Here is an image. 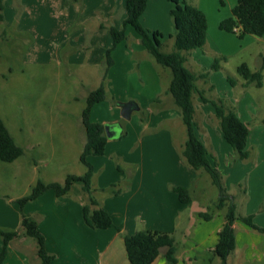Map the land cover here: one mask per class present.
<instances>
[{
  "label": "crops",
  "instance_id": "obj_1",
  "mask_svg": "<svg viewBox=\"0 0 264 264\" xmlns=\"http://www.w3.org/2000/svg\"><path fill=\"white\" fill-rule=\"evenodd\" d=\"M17 1L4 0L7 26H14L18 33L29 35L27 32L33 31L38 35L42 31V14L36 11L35 17L27 6L17 18ZM40 1L25 0L26 3ZM161 1L149 0L142 17ZM237 1L227 0V10L211 19L207 0H192L194 5L206 13L208 32L202 51L200 48L192 50L194 59L189 55L186 65L198 73L202 68L208 67L209 62L211 64V58L207 54H216L226 57L221 63V68L225 69L229 58L239 54V63L232 73L233 76L230 75L233 82L228 92H231L232 96L228 98L238 103L237 114L250 129L252 122L264 124V92H260V97H257V93L249 91L254 86L264 89V34H247L239 38L237 34L221 29V22L232 15ZM117 2L124 7L125 0H85V9L80 14L77 6L70 4L67 6V13L62 16L65 21L56 24L59 33L52 35L51 42L55 51L53 56L58 60V64L61 63L59 52L69 44L64 53L66 66L76 70L77 73L74 74L80 77L83 88H90L87 94L97 88L103 80L105 54L107 49L113 46V37L108 28L112 25L119 27L114 9ZM8 4L11 6L10 13ZM168 9L171 10V7ZM89 17L94 20L86 27L85 22L90 20ZM125 17L123 15L120 20ZM77 19L79 27L73 29L69 35L66 28L71 26L70 22L74 23ZM60 24L63 25L62 28L59 27ZM211 25H218L220 31L211 28ZM144 26L152 31H160L163 34V42L165 33L161 26L156 23H147ZM126 31L127 38L118 43L112 51L114 63L106 76L107 98L100 101V104L97 103L101 105L110 99L112 104L97 109L98 105L95 104L91 111L93 121L104 124L120 123L122 129H114L113 135L108 137L105 153L100 155L102 158H88L94 167V194L112 216L114 226L92 228L86 223L83 206L88 201V194L84 192L81 182L74 183L69 193L62 196L57 195L54 189L46 190L25 205V213L38 222L46 238L47 251L54 257L51 264H130L124 235H131L143 229L165 231L174 237L178 258L176 264H220L219 257L214 256L209 262L208 256L218 242V233L225 222V209H217L215 206L219 194L209 174L204 170H192L182 156L187 129L180 109L166 93L171 81V71L155 62L137 32L129 28ZM174 33L173 30L170 32ZM35 39L36 36L30 41L29 37L28 43L34 44ZM28 50H32V46ZM241 63H247L253 71L262 72V86H257L254 82L245 84L246 80L237 71ZM213 79L210 78V83L214 89H211L209 81L202 79L198 80V86L205 90L207 96L209 92H213L215 97H222L218 84ZM221 83L224 85L223 81ZM216 89L218 91L215 93ZM157 97L161 100L153 105ZM129 100H134L139 106L131 115V118L137 115V124L133 126L132 131L123 126L121 114L119 115L121 107L117 103ZM194 104L196 132L208 148L210 161L221 171L224 162L230 168L224 178L228 186L229 179L233 176V168L230 166L234 156L233 147L223 137L214 106L203 102L198 96H195ZM147 110L152 111L145 118V114L141 112ZM122 130L124 136H117ZM82 140L84 147V130ZM250 159L252 155L245 161ZM115 163L117 167L120 166V170L116 171ZM252 163V168L245 175L249 179V194L247 197L241 194L236 201L239 213L253 214L255 223L264 227V214L256 210V205L260 206L264 200V164L259 157ZM244 167L240 165L239 177L237 175L235 179L237 182L244 179ZM112 184H117L115 188L119 193L102 190ZM231 184L227 187L229 192L238 193L237 186L233 187L235 181ZM178 186L189 188L192 196L190 201L180 200L178 193L173 189ZM5 195L7 196L0 190V227L20 229L22 216L16 200L21 196ZM212 208L210 219L201 216L202 212L212 211ZM234 227L236 248L229 257V263L264 264V233L253 229L240 219L235 221ZM1 246L0 236V248ZM36 250V242L33 239H14L2 264H40ZM166 251L167 248L163 247L152 264H170Z\"/></svg>",
  "mask_w": 264,
  "mask_h": 264
},
{
  "label": "trees",
  "instance_id": "obj_2",
  "mask_svg": "<svg viewBox=\"0 0 264 264\" xmlns=\"http://www.w3.org/2000/svg\"><path fill=\"white\" fill-rule=\"evenodd\" d=\"M79 0H67V4L78 2ZM149 0H125L126 17L121 27L110 26L108 29L113 37V46L108 48L105 54V73L101 84L89 91L85 97L86 105L81 113V121L85 129L86 143L80 154V161L86 166L83 174H68L63 183L58 181L45 182L38 180L33 185L31 191L18 198L20 204L21 227L13 230L0 227L2 246L0 248V264L7 257L9 247L14 239L26 237L36 242L37 255L40 264H51L54 259L46 248V238L41 232L38 222L26 215L25 205L46 190L54 189L57 195L62 196L71 190L76 182H81L83 190L88 194V201L83 206V214L86 223L92 228H108L114 226L112 216L101 205L95 196L93 187L94 167L89 162L90 156H100L105 153L108 137L105 126L107 124L93 121L91 111L95 104L107 98L106 76L108 69L113 65L112 51L118 43L127 38V27L131 26L141 36V41L148 53L155 62L171 71V81L166 93L170 96L174 104L180 109L183 123L187 129V139L182 149V156L187 165L194 171H206L212 183L218 189V200L215 203L217 209H225V222L218 235V242L210 252L208 261L211 262L214 256L219 257L220 264H230L229 257L236 248V229L234 223L240 219L253 229L264 233V227L259 226L254 221V215H242L238 211L237 197L243 194L247 197V189L240 183L238 193L229 192L222 171L216 164H213L208 157V148L201 137L197 134V122L195 121V96L205 103H211L215 108V113L219 119L220 128L224 139L233 147L238 157L242 160L249 157L248 139L249 125L237 114L236 108L229 105L222 97H209L205 90L198 86V80L208 81V72H194L190 70L186 62L188 53L196 48L203 47L207 42L208 17L206 13L193 4L192 0H169L173 3L171 17L175 25V33L170 34L173 39V49L164 51L162 49L163 34L160 31H151L146 28L141 17L143 16ZM5 3L0 0V21L5 20ZM221 29L237 34L243 38L247 34L261 36L264 34V0H238L232 9V15L220 24ZM225 56L215 59L212 68H221V60ZM237 71L246 80L245 84L255 83L257 86L263 85V74L260 70L253 71L247 63H241ZM232 83L233 79L228 76ZM214 89V86H211ZM161 100L157 97L153 105ZM120 124V123H118ZM124 132H120L122 137ZM24 150L19 145L9 131L4 119L0 115V161L13 162L23 155ZM120 168V166H118ZM117 184H112L108 188L102 189L109 193L117 194L119 190ZM182 202L192 199L189 188L174 187ZM260 210H264V200L260 205ZM201 216L210 219L211 213L202 212ZM125 247L130 264H152L159 256L163 247L167 248L166 258L170 264H176L177 245L174 237L165 231L143 229L131 235H124Z\"/></svg>",
  "mask_w": 264,
  "mask_h": 264
},
{
  "label": "rangeland",
  "instance_id": "obj_3",
  "mask_svg": "<svg viewBox=\"0 0 264 264\" xmlns=\"http://www.w3.org/2000/svg\"><path fill=\"white\" fill-rule=\"evenodd\" d=\"M97 1L104 2L106 0ZM66 2L67 0H41L36 3H26L25 0H18L15 3L17 18L21 16L27 6L33 11L35 17L37 16L36 11L42 14V31L38 35H35L33 31L27 32L30 36L18 33L14 26L9 27L5 20L0 21V115L16 142L24 150L23 155L13 162L0 161V190L7 196L22 197L28 194L33 184L38 180L63 183L68 174H81L86 171V166L80 161V153L84 148L83 130L84 139L86 140L81 113L86 105L87 90L90 88L86 86L83 88L80 77L74 74L76 70L66 66L64 53L68 50L66 46H69V44L59 52L61 63L58 64V60L53 56L55 51L51 42L52 35L59 33L56 24L59 21H65L62 16L67 13V6L75 4L79 14L85 9V0L69 4ZM207 3L211 19L214 15L227 10V0H207ZM156 5L154 9L151 7L146 15L142 17V23L143 25L156 23L161 26L165 33L162 49L170 51L173 49V39L170 38V32L175 31V25L172 21L171 10L168 7L172 9L174 5L169 0H162L161 3L159 2ZM7 7L10 13L11 6L8 4ZM121 7L118 2L114 7L116 9L115 20L119 27L122 26L124 20H120L121 17L126 16L125 7ZM93 20V18L87 20L85 22L86 27H89ZM77 22L78 19L74 23L70 22L71 26L66 28L69 35L73 29L79 27ZM59 27L62 28L63 25L60 24ZM127 28L135 31L130 26ZM211 28L220 31L218 25H211ZM35 36L36 41L34 44L28 43L29 37L31 41ZM38 37L41 38L37 40ZM30 46H32V50H28ZM202 48L199 50L202 51ZM193 51L188 54L191 59H194L192 57ZM207 55L211 58V64L209 62L208 67L199 71L209 73V83L210 78H214L213 80L218 84V90L222 98L226 99L228 104L234 106L237 111L238 103H234L229 99L232 93L228 92L231 90V82L228 80V76H233L232 73L235 72L240 55H232L226 68L218 70L213 69L212 65L215 59L222 56ZM223 60H221V63L224 62ZM222 81L224 85L221 83ZM218 90L216 89L215 93ZM249 91L257 93V97H260V92L263 93L264 89L261 90L259 87L254 86ZM208 96L215 97V94L209 92ZM107 100L106 103L104 101L101 105H98L100 104L98 103L96 109L112 104L110 99ZM151 108H153L152 105ZM150 111L152 110L140 112L145 114L146 118L151 113ZM136 116L125 119L120 115L123 126L127 130L132 131L133 126L137 124ZM232 150L234 156L231 159L233 162L230 163V166L233 168L231 172L233 176L229 179V183L235 181L236 184L233 187L237 186V190L238 184L241 183L247 189V194H249V179L245 175L252 168V162L257 157L264 164V124L252 122L249 129V157L247 159L251 155L252 159L249 161L242 160L235 150ZM93 158L100 159L102 156H93ZM241 164L245 166L244 179L237 182L235 179H237ZM115 168L116 171L119 169L116 163ZM222 168L225 178V173L230 172V168L225 162ZM7 196L5 195V197ZM16 203L20 208V204L17 201ZM256 210L262 212V215L264 214V210H260L259 204L256 205ZM212 212L213 208L210 213Z\"/></svg>",
  "mask_w": 264,
  "mask_h": 264
},
{
  "label": "water",
  "instance_id": "obj_4",
  "mask_svg": "<svg viewBox=\"0 0 264 264\" xmlns=\"http://www.w3.org/2000/svg\"><path fill=\"white\" fill-rule=\"evenodd\" d=\"M117 103L120 105L121 115L125 119H130L133 111L139 109L138 104L134 100L118 101ZM114 129H116V130L118 129V131H120L122 129V127L118 123L117 124H107L105 126V131H106L107 137H111L113 135ZM116 135L118 136L119 132Z\"/></svg>",
  "mask_w": 264,
  "mask_h": 264
}]
</instances>
